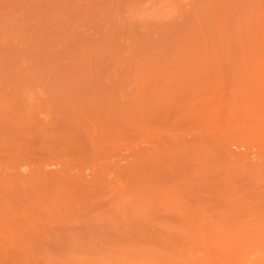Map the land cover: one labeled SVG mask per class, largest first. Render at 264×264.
Returning <instances> with one entry per match:
<instances>
[{
  "label": "rangeland",
  "instance_id": "1",
  "mask_svg": "<svg viewBox=\"0 0 264 264\" xmlns=\"http://www.w3.org/2000/svg\"><path fill=\"white\" fill-rule=\"evenodd\" d=\"M0 264H264V0H0Z\"/></svg>",
  "mask_w": 264,
  "mask_h": 264
}]
</instances>
